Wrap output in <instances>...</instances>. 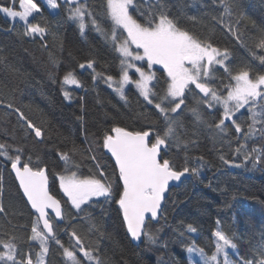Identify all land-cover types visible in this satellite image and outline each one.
I'll use <instances>...</instances> for the list:
<instances>
[{
	"label": "trees",
	"instance_id": "obj_1",
	"mask_svg": "<svg viewBox=\"0 0 264 264\" xmlns=\"http://www.w3.org/2000/svg\"><path fill=\"white\" fill-rule=\"evenodd\" d=\"M36 2L40 4L42 13L35 14L30 22L48 28L43 40L39 37H23L20 35L24 29L23 22L18 18L10 19L0 12V143L23 147L26 149L25 155H31L34 162L40 157L47 163L50 190L61 200L65 213L63 221L53 222L57 238L65 247L74 245L70 234L76 231L86 247L98 249L97 254L105 264H191L192 261L203 264L200 253H189L187 248L193 245L202 248L205 256L210 257L215 251L213 232L219 222L221 230L236 237L234 242L237 243V249H229V259L235 261L237 255H248L250 258L253 248L264 237V157L253 166L251 160H243V155L235 156L234 149L239 144H246L247 151L252 148L264 150V130L246 141L240 136L237 141L234 126L228 123V135L214 137L206 127L194 126L190 113L184 110L180 119L189 133L197 132L196 136L190 137L195 143L188 144L186 148L173 144L170 156L178 168L184 165L185 156H203V165L195 160L189 164L190 167H200L202 178L188 176L182 178L178 185L170 187L161 215L156 221L147 224L148 230L156 237L155 243L143 237L140 241L132 240L126 233L114 202L108 203L100 198L99 202L94 200L84 206L83 211H77L70 205L59 189L55 176V173L64 169L57 150L66 151L75 145L80 151L74 154L73 160L80 166L82 175L96 173L98 163L110 179H115L114 162L98 142L104 131L117 124L130 130L140 129L148 124L159 125L161 119L133 86L125 88L128 98L125 103L103 79L93 82L91 70L79 69V63L94 57L98 61V72L103 71L105 75L112 76L119 74L118 54L100 33L89 27L82 35L78 23L68 18L66 4L58 2L60 7L51 11L43 0ZM81 2L87 3L104 29H110V21L104 15L105 0ZM139 2L145 9L155 6V0L150 3H145V0ZM162 2L167 4L182 28L201 39L210 40L220 48H229L232 54L230 67L238 69L248 65L252 72L264 74V65L250 54L255 51L257 56L264 55V52L253 46L254 39L264 29V0H239L237 13L232 17L224 15L223 23L219 17L224 13V0ZM10 3L11 0H0L3 6H10ZM239 13L244 14L240 31L247 48L238 44L226 27L234 23ZM213 16L218 19L213 20ZM69 28H72L81 43L90 40L91 44L88 56L77 60L72 66H66L62 61L63 44ZM45 42L47 47L44 46ZM69 69L75 70L84 85L82 88L65 86L72 94L71 100L64 98L60 82ZM154 72L159 78L156 90L162 94L165 73L159 66L154 67ZM217 75L222 76V73ZM198 99L195 92H190L186 104L191 108ZM8 104H12L13 108H8ZM15 108H19L38 126L45 127L44 143H37L33 137L26 135ZM201 110L209 122L219 118L218 112ZM241 112L243 115L238 114L237 122L247 131L250 117L246 110ZM77 117L83 119L78 120ZM229 140L231 144L227 143ZM89 148L91 153L88 152ZM92 154L96 156V161L90 159ZM221 155L243 166L225 165L220 160ZM9 167L0 157V172L4 177L0 200L6 208V214L0 213V239L16 236L22 253L27 252L30 246L33 251H38V242L30 244L27 240L34 214ZM89 217L97 226L95 230H90ZM189 224L197 231L189 232ZM49 249L47 264H69L55 241H49ZM76 251L78 257L83 259L78 249ZM220 259L223 264V257Z\"/></svg>",
	"mask_w": 264,
	"mask_h": 264
},
{
	"label": "snow or ice",
	"instance_id": "obj_2",
	"mask_svg": "<svg viewBox=\"0 0 264 264\" xmlns=\"http://www.w3.org/2000/svg\"><path fill=\"white\" fill-rule=\"evenodd\" d=\"M63 2L68 6V18L78 23L82 35L87 28L92 27L119 57L118 79L105 75L103 71L98 72V61L94 57L79 63V69L91 70L93 82L103 79L125 103L128 102L125 87L134 85L139 96L157 112L161 123L132 130L117 124L104 131L98 142L114 159L115 179H110L98 163L96 173L82 175L80 166L73 160L74 154L80 151L75 145L66 151L57 150L58 159L64 164L63 171L55 173L59 189L77 211H83L84 206L90 205L94 200L99 202L100 198L108 203L114 202L129 237L134 241H140L143 237L148 242L155 243L156 237L148 230L147 224L161 214L166 193L173 186L172 182H180L188 176L202 178L200 167H190L189 164L195 160L203 165V156H185L184 165L179 168L170 156L173 144L186 148L188 144L195 143L190 137L196 136L197 132H188L180 119L181 114L187 109L193 125L197 128L206 127L214 137L223 138L228 135L230 123L237 133V141L240 136L246 141L258 131L264 130V74L252 72L248 65L238 69L230 67L232 54L229 48H220L210 40L201 39L182 28L179 20L162 0H155V6L148 9L142 8L139 0H105L104 15L110 21V29L102 27L86 2ZM150 2L151 0H145V3ZM46 3L53 9L60 7L58 0H46ZM223 6L224 13L219 17L221 23L224 15L232 17L237 13L239 0H224ZM0 12L23 22L24 29L20 34L23 37H39L43 40L48 33L47 27L30 22L35 14L42 13L36 0H18V3L17 0H11L10 6L0 5ZM212 19L218 18L213 16ZM243 19L244 14L239 13L234 23H229L226 27L233 39L247 48L240 31ZM252 23L255 26V22ZM44 46L47 47L46 42ZM253 46L264 52V29L254 39ZM250 54L264 65V55L257 56L255 51ZM138 62H145L147 70L139 66ZM157 65L165 73L162 94L156 90L159 78L153 68ZM130 70L138 74L137 79L132 78ZM217 73H222V76ZM60 82L63 96L67 100L73 97L65 86L84 87L73 69H69ZM190 92L199 96L195 106L191 108L186 104ZM7 107L13 108V105L8 104ZM202 108L218 112L219 118L209 122L205 119ZM241 110H246L250 117L247 131L237 122L238 114L243 115ZM15 111L19 114L26 135L33 137L37 143H44L45 127L35 124L19 108H15ZM77 119L82 120L83 117ZM227 143L231 144L232 141ZM88 152L91 153V148ZM25 153L26 149L23 147L0 143V157L10 166L9 170L14 173L18 186L26 197V203L34 212L27 240L30 244L38 242V251H33L30 246L27 252L22 253L16 236L7 240L0 239V264H47L49 241H55L62 249L69 264H89L93 261L95 264H105L97 254L98 249L86 247L76 231L73 230L70 234L75 241L74 245L65 247L57 238L53 222L63 221L65 213L61 200L50 190L48 165L40 157L34 162L32 156H26ZM234 155H243L244 161L251 160L255 166L264 157V150L252 148L247 151L246 144H239L234 149ZM90 159L96 161V156L92 154ZM220 160L225 165L243 166L234 160L225 159L223 155ZM3 180V173L0 172V195L3 192ZM0 213L6 214L2 200ZM88 219L90 230H95L96 224L90 217ZM217 224V229L213 232L215 251L210 257H206L204 250L194 245L189 246L187 251L199 252L203 264H221V256L223 264H264V237L253 248L250 258L248 255H237V259L232 261L229 259V249H237V243L234 242L236 237L226 234L220 229L219 222ZM187 229L193 233L197 231L191 224ZM76 249L83 259L78 257ZM191 264H195V261Z\"/></svg>",
	"mask_w": 264,
	"mask_h": 264
},
{
	"label": "rangeland",
	"instance_id": "obj_3",
	"mask_svg": "<svg viewBox=\"0 0 264 264\" xmlns=\"http://www.w3.org/2000/svg\"><path fill=\"white\" fill-rule=\"evenodd\" d=\"M43 2L46 4L47 8H49L51 11H56L58 9V8L57 9L50 8L47 5L46 0H43ZM1 13L6 16V14H4L3 12H1ZM9 18L13 19L11 17H9ZM15 19H17V18H15ZM63 45H64V48L62 51V56H63L62 61L66 66H72V64L75 63L77 60L82 59L84 57H87L89 50H90V46H91L90 40H88L86 43H81L79 41V39L77 38V35L72 30V28L67 29L66 37H65V41H64ZM138 64L141 67H145V70H147L145 62H138ZM154 67H158V65L154 66ZM153 71H154V68H153ZM130 75H132L133 79L138 78V74H134V70H130ZM114 77H116L118 79V75L114 76ZM127 86H129V85H127ZM127 86L125 88H127ZM131 86H133L135 88L134 85H131ZM57 180H58V178H57ZM58 184H59V181H58ZM214 242H215V238H214Z\"/></svg>",
	"mask_w": 264,
	"mask_h": 264
},
{
	"label": "water",
	"instance_id": "obj_4",
	"mask_svg": "<svg viewBox=\"0 0 264 264\" xmlns=\"http://www.w3.org/2000/svg\"><path fill=\"white\" fill-rule=\"evenodd\" d=\"M81 1H85V0H81ZM58 2H60V3H63L64 4V2H63V0H58ZM105 150V149H104ZM106 151V154L107 155H109L110 156V158H111V154L110 153H108L107 152V150H105ZM111 160L114 162V159L113 158H111ZM10 168V167H9ZM12 173V172H11ZM12 175L14 176V173H12ZM17 181V180H16ZM181 182V181H180ZM180 182H172V184H173V186L174 185H178ZM17 184H18V181H17ZM20 191H21V194H22V190L20 189ZM166 195H167V193H166ZM22 196H23V194H22ZM24 197V196H23ZM25 199H26V197H25ZM58 199V198H57ZM164 203V202H163ZM29 207H30V205H28ZM32 212H33V210H31ZM162 213V212H161ZM33 214H34V212H33ZM161 215V214H160ZM159 215V216H160ZM159 216L155 219V220H150V221H152V222H154V221H156L158 218H159ZM61 222V221H60Z\"/></svg>",
	"mask_w": 264,
	"mask_h": 264
}]
</instances>
